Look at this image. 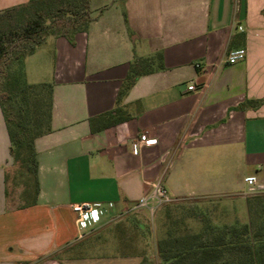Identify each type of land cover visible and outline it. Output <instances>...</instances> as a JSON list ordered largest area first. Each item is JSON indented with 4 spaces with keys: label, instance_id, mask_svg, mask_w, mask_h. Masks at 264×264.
<instances>
[{
    "label": "crops",
    "instance_id": "crops-1",
    "mask_svg": "<svg viewBox=\"0 0 264 264\" xmlns=\"http://www.w3.org/2000/svg\"><path fill=\"white\" fill-rule=\"evenodd\" d=\"M26 2L0 0V10ZM90 7L86 31L72 40L49 35L24 59L28 83L52 84L51 130L34 140L35 202L0 108V264L160 263L157 239L150 255L143 251L142 223H111L158 178L172 199L241 200L247 221L246 198L264 192V101L243 105L264 98V0H90ZM240 47L245 57L226 63ZM158 52L163 67L138 76L117 102L130 62ZM111 112L124 118L101 127ZM141 134L156 142L133 153ZM248 175L257 178L254 191ZM80 202L106 209L82 237L70 207Z\"/></svg>",
    "mask_w": 264,
    "mask_h": 264
},
{
    "label": "trees",
    "instance_id": "trees-1",
    "mask_svg": "<svg viewBox=\"0 0 264 264\" xmlns=\"http://www.w3.org/2000/svg\"><path fill=\"white\" fill-rule=\"evenodd\" d=\"M92 20L90 0H28L0 10V108L10 139V154L21 169L32 202L38 192V162L34 140L51 130L52 84H31L25 79L23 63L27 55L49 35L72 40L86 31ZM20 60L19 74H10L13 61ZM163 67L161 52L135 57L117 92V102L138 76ZM21 76V80L20 77ZM15 95L16 99H15ZM264 101L247 99L245 106ZM115 108V114L120 112ZM101 127L123 119L109 113ZM94 130V129H93ZM248 221L218 225L205 223L198 232L174 233L167 229L156 241L163 264H264V192L246 198ZM141 264H153L143 258Z\"/></svg>",
    "mask_w": 264,
    "mask_h": 264
},
{
    "label": "rangeland",
    "instance_id": "rangeland-1",
    "mask_svg": "<svg viewBox=\"0 0 264 264\" xmlns=\"http://www.w3.org/2000/svg\"><path fill=\"white\" fill-rule=\"evenodd\" d=\"M10 74H19L21 71L20 60L13 61L9 67ZM21 80V76L19 77ZM15 95V99H16ZM18 98V96H17ZM20 181L16 189L19 192ZM12 191V194L14 193ZM233 204L234 207L230 206ZM237 219L247 221L243 201L236 200L231 203L228 198H181L154 208L151 213L147 208H139L125 212L119 218L112 220V224L142 223L144 226L143 251L150 255L153 249V241L165 235L167 229L174 233L198 232L207 222L218 225L238 222ZM96 241L97 239H93ZM69 253V252H68ZM65 255V254H63ZM155 260V259H154ZM158 260V259H157ZM153 264H163L152 262Z\"/></svg>",
    "mask_w": 264,
    "mask_h": 264
},
{
    "label": "built area",
    "instance_id": "built-area-1",
    "mask_svg": "<svg viewBox=\"0 0 264 264\" xmlns=\"http://www.w3.org/2000/svg\"><path fill=\"white\" fill-rule=\"evenodd\" d=\"M237 28L239 30H243V27L238 25ZM246 55V50L243 47L236 48L230 50L226 57V63H235L243 59ZM198 66V64L196 65ZM189 90L195 89V85L191 84L188 86ZM156 142L155 139L147 138L146 135L141 134L139 139L133 144L132 152L136 153L139 149L140 144H154ZM244 182L248 185L250 191H254L257 183V178L255 175H248L244 177ZM172 199L166 190L162 180L160 178L154 180L150 184V190L148 193L143 195L136 204L129 208L130 210H136L139 208H147L151 213L153 212L154 208L158 206L171 202ZM72 211L75 213V222L76 225L81 229L79 237H82L86 230L93 228L96 224H98L104 215H106V209L100 203L94 202H80V203H72L70 204ZM127 210L115 214L112 216L111 220H115L122 216Z\"/></svg>",
    "mask_w": 264,
    "mask_h": 264
}]
</instances>
